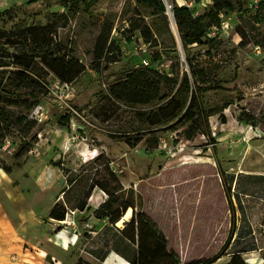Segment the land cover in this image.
Returning a JSON list of instances; mask_svg holds the SVG:
<instances>
[{
    "label": "rangeland",
    "instance_id": "1",
    "mask_svg": "<svg viewBox=\"0 0 264 264\" xmlns=\"http://www.w3.org/2000/svg\"><path fill=\"white\" fill-rule=\"evenodd\" d=\"M66 2L0 0V31L26 24L60 28L64 42L87 66L86 73L68 86L48 77L49 94L32 113L38 127L27 137L13 132L11 147L0 148V222L10 219L23 237L28 229L18 215L39 219L31 231L47 234L49 241V255L43 254L41 264H77L80 258L104 264L86 251L102 247L86 238L87 231L95 236L107 224L95 217L90 200L85 212H71L64 224L49 216L58 200H64L61 192L68 175L80 177L82 183L70 194L73 208L78 189L87 190L92 180L105 181L110 169L128 191L124 199L132 202L135 213L149 219L165 236L170 252L186 264L215 255L232 230L226 179L237 209V235L258 241L257 249L244 257L255 255L254 264H264V0H236L234 11L221 13L220 30H210L208 40L214 42L191 48L193 56L219 66L214 74L221 86L204 94V103L209 110L231 103L224 111L226 123L221 114L213 116L212 138L198 135L193 140L186 138L188 123L164 127L156 133L157 148H149V136L137 132L148 127L137 117L144 106L130 107L117 98L115 84L144 66L173 76V60H183L179 43L174 51L168 35L156 34L148 41L140 30H132V23L153 27L155 21L153 10L139 0H86L68 21L52 18L68 13ZM176 3L211 22V0ZM102 29L110 37L107 51L110 46L113 51L97 62L94 47ZM68 111L73 112L69 122ZM133 215L134 210L118 226ZM16 245L12 260L2 264L29 263ZM39 248L25 244V252L34 256Z\"/></svg>",
    "mask_w": 264,
    "mask_h": 264
},
{
    "label": "trees",
    "instance_id": "2",
    "mask_svg": "<svg viewBox=\"0 0 264 264\" xmlns=\"http://www.w3.org/2000/svg\"><path fill=\"white\" fill-rule=\"evenodd\" d=\"M85 1L68 0L65 3L68 13H55L52 18L68 21L71 15L79 12L80 4ZM195 1L200 3L204 0ZM211 1L212 11L208 15L211 22L206 23V16L198 17L190 7L179 6L176 0H173V13L186 57L185 61L179 56L176 61L173 60V76L144 66L121 76L115 84L114 93L117 98L130 107L144 106V109L137 113V117L148 127L137 132L149 136L147 141L152 142L149 148L158 147L159 138L156 133L164 127L188 123L186 138L193 140L198 135L212 138L210 119L213 116L221 114L222 123H226L224 111L231 103H227L223 108L211 110L207 109L204 103V94L221 86V81L217 80L214 74L219 66L214 62L208 64L191 53L193 46L204 48L214 42L208 40L210 30L214 27L220 30L221 13L235 9L236 0ZM139 2L153 10L155 21L153 27L132 23V30H140L148 41L156 34L160 37L168 35L174 44V51H177L178 41L167 15L165 0ZM59 29H51L50 24H26L14 31H0V148L11 138L13 132L27 137L38 127L32 113L49 94L48 77L54 76L61 83L69 85L75 83L87 71V66L74 56V51L64 42ZM109 38L106 29H102L94 47V58L97 62H101L113 51L111 46L107 51ZM72 116L73 112L68 111L66 120L69 122ZM141 141L142 139L138 142ZM3 169L7 173L12 172L11 168ZM108 170V179L105 181L92 180L87 190L78 189L74 195L77 204L73 208L69 206L70 194L82 183H79L80 177L68 175L67 186L61 192V195L65 196L64 200H58L49 218L62 223L71 212H85L93 192L98 188L107 195V199L94 215L107 224L95 236L87 231V239L102 243V247L87 249L88 254L100 262H104L114 252L130 264H181L170 252L165 236L149 219L135 213V206L130 200L124 199L128 191L116 173ZM223 183L233 213L232 230L221 250L215 255L186 264H217L225 258L230 259L223 264H247L244 255L257 249L258 241L255 237L244 239L243 235H237V209L232 201V187L226 179ZM130 208L134 210L132 220L119 227L118 224L124 220ZM243 239L246 242L243 243ZM77 264L91 263L80 258Z\"/></svg>",
    "mask_w": 264,
    "mask_h": 264
},
{
    "label": "crops",
    "instance_id": "3",
    "mask_svg": "<svg viewBox=\"0 0 264 264\" xmlns=\"http://www.w3.org/2000/svg\"><path fill=\"white\" fill-rule=\"evenodd\" d=\"M103 194H104L103 191L96 190L94 194L92 195V197L95 198V204L94 203L92 204L90 202V207L95 206V210H97L102 205V203L105 202L106 200ZM22 217L28 229V234L27 235L23 234V237L21 236L20 229L16 227V223L12 222L10 219H8L7 222H3V221L0 222V264H2L6 260H8L9 262L12 260V258L14 257V252H15L13 248L17 246L16 243H18V246L22 247V250H19V252L24 256L23 257L24 260L29 262L28 264H41L44 261L43 254H45L46 256L49 255V250H48L49 241H47L46 239L48 238L46 237L47 234L46 236H42L40 234H37L36 232L31 231L32 225H34L35 222L39 221V219H37V217H31L30 219L28 215H22V214L18 215L19 219H21ZM29 219L30 220L36 219V221L28 224V221H30ZM56 223H59V222H56ZM59 224H64V222L59 223ZM2 226L4 227L1 229ZM64 226L65 225H62V227ZM26 243H31L33 245L40 247L39 252H36V256H34L33 253L28 254L27 252H25ZM45 246L47 247L45 248ZM90 256L93 257L92 255ZM93 259H96V258L93 257ZM118 259L121 260V263L119 262V264H130L128 261H126L124 258H122L121 256H119L118 254L114 252L111 253L108 256V258L102 263L110 264L111 260L117 263ZM96 260L99 261L98 259ZM88 262L93 264V261H91L90 259Z\"/></svg>",
    "mask_w": 264,
    "mask_h": 264
},
{
    "label": "water",
    "instance_id": "4",
    "mask_svg": "<svg viewBox=\"0 0 264 264\" xmlns=\"http://www.w3.org/2000/svg\"><path fill=\"white\" fill-rule=\"evenodd\" d=\"M165 4L167 6V15L169 16V18L171 20V23H172L173 32L175 33V35L177 37L180 50H181V52L183 54V61H185L186 60L185 52H184L182 41H181V38H180V35H179V31H178V28H177L176 20H175V17H174L173 5L170 4L168 0H165Z\"/></svg>",
    "mask_w": 264,
    "mask_h": 264
},
{
    "label": "bare ground",
    "instance_id": "5",
    "mask_svg": "<svg viewBox=\"0 0 264 264\" xmlns=\"http://www.w3.org/2000/svg\"><path fill=\"white\" fill-rule=\"evenodd\" d=\"M90 202L93 204H95V198L94 197H92L91 199H90ZM104 203V202H103ZM102 203V204H103ZM132 213H133V209L132 208H130L129 210H128V212H127V214L125 215V217H124V220L125 219H127V218H129V217H131V215H132ZM122 222V221H121ZM121 222L119 223V225L121 224ZM254 258H255V255H249V258H245L246 259V261H247V264H254Z\"/></svg>",
    "mask_w": 264,
    "mask_h": 264
},
{
    "label": "built area",
    "instance_id": "6",
    "mask_svg": "<svg viewBox=\"0 0 264 264\" xmlns=\"http://www.w3.org/2000/svg\"><path fill=\"white\" fill-rule=\"evenodd\" d=\"M68 86V85H67ZM34 116V115H33ZM34 118V117H32ZM3 149L6 151L8 150L10 147H11V141H10V138L6 140V142L4 143V145L2 146ZM66 222V221H65Z\"/></svg>",
    "mask_w": 264,
    "mask_h": 264
}]
</instances>
